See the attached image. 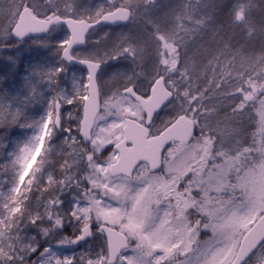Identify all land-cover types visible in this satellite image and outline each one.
Instances as JSON below:
<instances>
[{"label": "snow or ice", "instance_id": "1", "mask_svg": "<svg viewBox=\"0 0 264 264\" xmlns=\"http://www.w3.org/2000/svg\"><path fill=\"white\" fill-rule=\"evenodd\" d=\"M8 8L0 22V264H264V87L248 103L247 85L233 93L240 103L229 111L239 109L247 127L228 144L220 124L208 123L217 116L203 114L207 105L188 111L169 95L139 122L156 138L193 120L190 134L171 140L156 162L117 167L120 144L97 150L81 130L90 89L102 104L122 93L146 100L162 82L171 92L178 48L150 34L156 71L145 89L121 63L137 59L132 37L120 33L111 50L82 53L93 31L135 19L123 0H18ZM25 12L34 19L21 28ZM113 77L123 83L109 87ZM187 153L198 167L177 179Z\"/></svg>", "mask_w": 264, "mask_h": 264}, {"label": "rangeland", "instance_id": "2", "mask_svg": "<svg viewBox=\"0 0 264 264\" xmlns=\"http://www.w3.org/2000/svg\"><path fill=\"white\" fill-rule=\"evenodd\" d=\"M127 1L128 0H123L124 4H128ZM17 2L18 0H0V22H2L6 17L9 11L8 6ZM99 2V0H81V3L85 5H95ZM204 2H206V0H144L141 3L139 1V5H137L136 8V19L134 23L131 24L130 29L118 33H113L111 31V37L106 36V38H99L98 41L103 44H108L109 47L107 49L111 50L114 41H116L117 34L123 33L130 37L133 36L135 38L134 41H137L138 46L141 42L147 43V45H142L137 50V59L135 61H132L130 58H125L121 61L124 66L123 70L124 68H134L136 71L140 70L139 72L143 73L144 75L146 73L147 75L145 76L147 78L142 77V81L145 83V85H147L148 82L154 78L153 76L156 71V65L154 63L152 51L155 42H148L150 34L155 32L163 34L165 39L170 44H175V40V46L178 48V54L176 52L172 53L171 59H178L181 64V69L179 71L173 69L172 71L168 72L167 75L169 77H173L176 74L179 80L177 87L175 88L176 105H183V107L188 111H190V105L195 106L199 112L206 105H202L206 98V94H202L201 90L216 91V89L208 85V78L204 80L203 76L206 74V70L203 68L209 66L211 61L208 54H205L204 51L195 45L194 39H192L193 42L187 44L186 58L185 61H183V42L189 36L196 34L198 37L202 36L205 32V29L209 27H211L209 36H213L214 33H211V31H213V25L209 24L207 22L208 19H206L208 17L206 15L207 7L204 8L201 5V3L204 4ZM233 8L236 9L237 7L233 6ZM240 12L241 11L239 10L236 12L237 17L238 13L240 14ZM189 18H191V20ZM239 18H242V16H239ZM141 22L143 24L140 25ZM180 31H182V34ZM105 32L109 31L106 30L98 34L105 35ZM120 42H123V37L121 38ZM92 44L94 43H91L89 50H86L88 54H95L97 52L93 48ZM144 47H147L146 50H144ZM99 52L103 53L105 52V49ZM228 66H230L229 69L227 68ZM186 67L191 71H187L185 69ZM211 68L212 73L216 72L218 76L219 74L228 70L231 74V78L237 80V84H244L249 87V92L244 97L245 103L250 102L255 94L260 91L262 87H264V59L263 61L257 60L253 64L251 62L250 68H248V64L246 65L242 63V59H239V61L238 59L229 60L223 68H216V64H214V67ZM117 80L118 79L116 77H113L108 81V86ZM171 87L174 88L175 84H173ZM101 89L102 91L105 90L103 86ZM209 95L211 94L209 93L208 96ZM239 103L240 101L238 99L233 104L237 105ZM102 105V112L97 119L93 135L94 147L97 150L104 147L113 140H119L121 137V128L124 125L125 118L130 117L135 120H139L140 118L139 112L133 107L131 102L127 99H124V97H117L113 95L112 99H110L106 104ZM232 105H222L220 102V105L217 107L208 106V108L211 110L213 108L215 109L203 114L217 116L216 120L208 121V123L213 125H221L220 121H222L223 116L221 114H224V110L228 109ZM261 111H264V109H261ZM226 115H228L230 119H233L234 117L241 118V122L246 125L245 118H243V114L239 112V109L235 115H233L230 111H228ZM118 119H122L123 122L116 124V120ZM106 120H111L112 123L107 124L105 127H101L100 125H104ZM229 127L230 124H223V126H220L221 130L223 129L222 131L226 132L224 134L226 144L229 143L230 137L235 136L236 133H239L242 131V129L246 128L245 126H240L241 128L238 131L236 126H232L231 129ZM260 136H264V131L258 132V138ZM238 139L242 138L240 137ZM231 146L235 147V142H232ZM38 154L39 149H37L36 153L33 154L32 160L28 162V165L25 169V174H27L31 165L35 162V156ZM183 158H192V154L187 153L183 155Z\"/></svg>", "mask_w": 264, "mask_h": 264}, {"label": "trees", "instance_id": "3", "mask_svg": "<svg viewBox=\"0 0 264 264\" xmlns=\"http://www.w3.org/2000/svg\"><path fill=\"white\" fill-rule=\"evenodd\" d=\"M201 5L207 7L206 19L213 25L211 33L214 34L209 36L211 29L209 27L202 36L198 37L196 34L187 37L183 42V61L186 58L187 44L194 39L195 45L210 57L211 64L203 68L206 70L203 76L204 80L208 78V85L216 89L201 90L202 94H206L202 105L217 107L220 102L222 105H232L239 99L238 94L234 96L233 93H238L240 85L236 79L231 78L228 70L218 76L216 72L212 73L211 67L216 64V68H223L232 59L238 61L242 59V63L248 64V68L251 67V62L253 64L257 60L263 61L264 0H206ZM233 6L237 8L234 9ZM238 10L241 12L237 17ZM185 69L191 71L187 67ZM209 93L211 95L208 96ZM228 111L229 108L224 110L226 113Z\"/></svg>", "mask_w": 264, "mask_h": 264}, {"label": "water", "instance_id": "4", "mask_svg": "<svg viewBox=\"0 0 264 264\" xmlns=\"http://www.w3.org/2000/svg\"><path fill=\"white\" fill-rule=\"evenodd\" d=\"M126 11H128V9L121 8L116 12V15L119 16ZM32 19H34V17L31 16V13L25 12L20 19L19 26L23 28L25 26V21ZM75 27L79 30L81 25L77 24ZM162 83L157 84L156 87L151 90L152 94L148 99L136 98V100L140 102L144 112H147L149 116H151L152 112L158 108L169 95L173 97L172 93L162 86ZM97 95V88L93 85L84 106V120L81 130L84 132L86 138L90 133L92 136L96 118L100 113L101 107L97 100ZM192 124L193 122L191 120H180L163 136L149 138L147 129L142 124L135 120L128 119L124 128L125 140L120 143L121 158L116 162L117 167L130 166L135 163L137 159L141 158H147L152 162H156L159 158L161 149L165 148L171 140L175 139L179 141L185 139L190 134ZM129 141H131L130 147L126 146Z\"/></svg>", "mask_w": 264, "mask_h": 264}, {"label": "flooded vegetation", "instance_id": "5", "mask_svg": "<svg viewBox=\"0 0 264 264\" xmlns=\"http://www.w3.org/2000/svg\"><path fill=\"white\" fill-rule=\"evenodd\" d=\"M99 1L101 2V0H99ZM139 1H140V3H141V2L144 1V0H138V1L135 2V4H136V5H139V4H138ZM78 2L81 3V0H78ZM114 2L117 3V4H119L120 0H114ZM125 5H126V4H125ZM127 5H128V4H127ZM126 8H127V7H126ZM136 8H137V7H133V6H132V9L134 10V15H136V10H137ZM135 19H136V18H135ZM135 19L132 20L130 24H128V25H123L122 27H120V28H115L114 30H110V29L105 28V29H97V30L93 31V32L90 33V35H89V47H88L87 49L89 50L91 43H94V44H92V45H93V48H94L96 51H101V50H103V49L106 50V49L109 47V45H108V44H103V43H101V42L98 41L99 38H106V36H105V35H100V34H98V33H100V32H104V31H106V30H107V31H112L113 33H118V32H122V31H124V30L130 29V26H131V24L134 23ZM141 24H143V23L141 22L140 25H141ZM132 37H133V36H132ZM134 40H135V38L133 37V42H134V43H137V41H134ZM142 45H143V42H141L140 45H139L138 47H141ZM87 49L82 50V53H83V52H87V51H86ZM107 50H108V49H107ZM124 70H127V71H134L135 73H137V74L139 75L140 79L142 80L141 73H140V72H136V71L134 70V68H132V69L124 68ZM139 71H140V70H139ZM153 77H154V76H153ZM148 79H150V78H148ZM177 79H178L177 77L174 79V84H175V86H177V84H178V83H177ZM151 80H152V79H151ZM121 83H123V81H119V80H117V81H115V82L109 84V87H111L112 85H118V84H121ZM147 86H148V84H147V85H145V83L142 84V87L145 88V89H147ZM170 86H173V83H172V82H171V85H170ZM171 89H172V87H171ZM101 91H102V89H101ZM172 91H173V90H172ZM120 96H121V97H124V99L129 100V101L131 102V104L133 105V107L139 112L140 115H141V112H144L143 109H142V107H141V105H140V103H139L138 101L133 102L132 100H130L129 97H128V94H126V93H122ZM174 97H175L174 99L176 100V94H175V93H174ZM101 105H102V103H101ZM102 108H103V105H102ZM101 112H102V111H101ZM139 117H140V116H139ZM128 118H130V117L125 118L124 125H123V127L121 128V137H120L119 140L117 141L119 144L121 143V141H123V140L125 139L124 132H123V128H124V126H125L126 119H128ZM137 121L139 122V120H137ZM118 131H119V130H118ZM241 138H242V137H241ZM178 151L183 152V151H184V145L181 144V145L179 146V148H178ZM189 165H192L193 167H198V165L195 164L193 158H187V159H184L183 156H182L181 158H179V160H178V168H179V170H178V172H177V174H176V178H177V179H179L180 176L183 175V172L187 169V167H188Z\"/></svg>", "mask_w": 264, "mask_h": 264}, {"label": "bare ground", "instance_id": "6", "mask_svg": "<svg viewBox=\"0 0 264 264\" xmlns=\"http://www.w3.org/2000/svg\"><path fill=\"white\" fill-rule=\"evenodd\" d=\"M135 2H136V0H128V1H127L128 5H131V6H133V7H137V5L135 4ZM126 5H127V4H126ZM136 12H137V10H136Z\"/></svg>", "mask_w": 264, "mask_h": 264}]
</instances>
